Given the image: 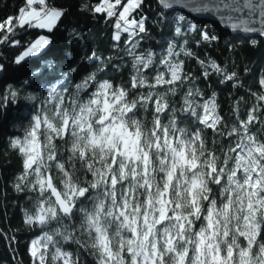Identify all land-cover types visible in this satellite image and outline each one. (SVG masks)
Segmentation results:
<instances>
[{
	"label": "snow or ice",
	"instance_id": "1",
	"mask_svg": "<svg viewBox=\"0 0 264 264\" xmlns=\"http://www.w3.org/2000/svg\"><path fill=\"white\" fill-rule=\"evenodd\" d=\"M175 2L159 0L164 8ZM142 3L99 0L91 8L81 6L105 14L106 20L115 17L114 41L121 40L122 32L128 34L124 43L130 45L126 51L133 57L135 74L126 86L97 81L89 72L75 84L74 92L64 77L47 96L25 97L31 103L28 123L21 136L9 140L22 168L13 187L35 194L30 197L32 210L24 212V223L47 229L30 243V264H80L79 254L74 258L64 248L72 244L90 250L95 264H264V119L257 115L264 104L253 105L246 116L233 110L236 122L227 136L234 139L226 150L221 145L217 155L215 139L209 147L205 133L211 129L214 136L224 135L218 127L222 120L215 94L197 103L195 97L201 93L190 88L179 109L169 99L191 79L184 62L173 58L193 53L184 44L169 43L159 62L164 70L157 68L151 82L143 73L153 65V54H135L139 41L134 38L146 29L144 18H131ZM245 9L250 14L259 9L264 24V0L258 4L218 0L211 7L204 4L192 10ZM65 12L48 0H25L15 16L0 21L5 33L0 44L21 48L12 63L23 67L51 43L40 35L21 44L11 39L16 28L52 32ZM249 23L240 20L230 27L255 31ZM175 31L182 34L179 26ZM201 38L218 39L207 33ZM84 59L103 63L95 51ZM198 63L205 78L209 68L225 80L237 75L215 61ZM259 83L264 89V78ZM252 95L264 101V92ZM20 96L21 91L9 85L0 93V109ZM141 112H150L151 120L141 118ZM178 112L191 117L188 127L179 126ZM257 123L259 134L252 131Z\"/></svg>",
	"mask_w": 264,
	"mask_h": 264
},
{
	"label": "trees",
	"instance_id": "2",
	"mask_svg": "<svg viewBox=\"0 0 264 264\" xmlns=\"http://www.w3.org/2000/svg\"><path fill=\"white\" fill-rule=\"evenodd\" d=\"M24 3L25 0H0V21L8 16H15ZM48 3L66 10L52 32L25 26L16 28L15 35L11 36V39L20 40L21 44H27L40 35H46L50 39L51 43L37 56L30 58V63L23 67L12 63L21 48L10 43L0 44V63L4 65V70L0 71V93L9 85L21 91L16 103L0 109V264H30V243L47 230L39 225L24 223V212L32 210L33 201L30 197L35 194L27 189L17 192L13 187L15 177L22 168L20 158L9 148V140L14 136H21L28 123L26 117L31 110V103L25 97L29 94L47 96L52 85L58 86L57 82L64 77H67L69 90L74 92L75 84L89 72L96 75L97 81L110 80L114 84L123 83L125 86L135 74L133 57L126 51L130 45L124 43L128 40V34L122 32L120 41L112 39L115 17L106 20L105 14L82 10V5L87 4L91 8L99 0H48ZM180 16L184 19L180 20ZM131 18H144L145 21V32L134 39L139 41L135 48L136 55L147 54L149 51L153 54V65L143 70L149 82L155 76L157 68L164 70L159 62L167 55L169 43H176L178 46L184 44L186 50L193 53L192 57L181 54L173 58L184 62V72L191 79L178 86L176 96L169 99L175 101V107L179 109L184 94L190 88L201 93L195 97L197 103H203L215 94L218 106L216 111L222 120L218 127L224 135L214 136L211 129H205V133L209 147L213 146L211 141L215 139L217 155H221V145L226 150L234 139L227 136V132L236 122V113L233 110L238 109L239 113L246 116L253 105L264 104V101H258L252 95L264 92L259 83L264 78V38L232 34L216 22L196 19L176 10L165 11L158 0H143L141 7L133 12ZM178 26L181 28V35L176 34ZM202 33L218 39L205 41L201 38ZM4 34L0 31V37ZM176 50L179 51V47ZM93 51L103 59V63L100 60L84 59ZM199 60L205 64L215 61L227 73L234 71L237 75L233 80H225L222 74L209 68L210 75L205 78ZM72 68H78L79 71L73 73ZM25 80L29 83L24 84ZM141 91L146 92L147 89ZM261 113H264V108L257 113L260 119H264ZM177 115L180 127L191 124V117L179 112ZM141 118L150 121V112H141ZM162 119L167 123V117ZM259 128L257 123L252 131L259 134ZM64 248L73 252L74 258L78 253L80 264H95L90 250L86 251L75 244L64 245Z\"/></svg>",
	"mask_w": 264,
	"mask_h": 264
},
{
	"label": "water",
	"instance_id": "3",
	"mask_svg": "<svg viewBox=\"0 0 264 264\" xmlns=\"http://www.w3.org/2000/svg\"><path fill=\"white\" fill-rule=\"evenodd\" d=\"M218 0H176L175 3L169 8H164L158 0L160 7L165 11L176 10L185 12L196 19H205L210 22L218 23L223 29L229 31L232 34L242 35L247 37H262L264 38V24L260 23L261 16L260 11L257 9L250 14V10L245 9L242 12H229L228 10H222L220 12H194L192 9L196 6H202L208 4L210 7L215 5ZM254 4L260 3V0H253ZM231 16L232 19L227 17ZM240 20L250 21L249 27L255 29V31H244L243 26L233 28L231 24H239Z\"/></svg>",
	"mask_w": 264,
	"mask_h": 264
},
{
	"label": "rangeland",
	"instance_id": "4",
	"mask_svg": "<svg viewBox=\"0 0 264 264\" xmlns=\"http://www.w3.org/2000/svg\"><path fill=\"white\" fill-rule=\"evenodd\" d=\"M101 15V14H100ZM35 29H38V28H35ZM38 30H45V29H38ZM47 31V30H46ZM44 36H46V35H44Z\"/></svg>",
	"mask_w": 264,
	"mask_h": 264
}]
</instances>
